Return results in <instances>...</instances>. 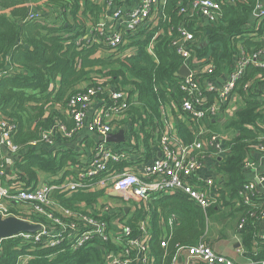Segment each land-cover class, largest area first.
<instances>
[{"label":"trees","instance_id":"16d2710c","mask_svg":"<svg viewBox=\"0 0 264 264\" xmlns=\"http://www.w3.org/2000/svg\"><path fill=\"white\" fill-rule=\"evenodd\" d=\"M132 1L116 0L124 6ZM182 1L190 0H167L163 16L154 30L141 29L128 38L127 46H136V54L122 60L114 58L110 47L102 42V38H97L99 35L93 33L92 39H97L94 42L84 38L90 25L95 27L101 20L102 4L95 0H46L32 17H29L26 0H0V110L17 125L15 142L27 147L59 122L73 128L74 119L63 112L71 97L91 86H102L126 90L133 102L122 113L119 122L128 137L124 146L130 147L137 158L111 162L110 167L137 165L155 157L159 139L166 128L163 108L172 100L180 106L184 96L182 78L176 73L185 60L172 45L178 25L184 23L196 33L199 41L196 55L214 63L213 74L208 76L211 80L231 73L242 55L264 51V18L257 21L252 17L254 0L226 1L222 6V17L212 23L189 21L180 13ZM161 30L163 33L156 36ZM155 36L154 54H150L148 46ZM100 50L105 57L96 56ZM263 87L264 67L249 64L233 90V94L244 102L228 124L236 135L227 142L228 154L219 164V170L228 176L227 191L222 190L221 200L235 212H240V218H246L247 223L238 234L246 255L253 260L264 259V236L259 235L258 220L259 212L264 208V194L254 196L253 202L245 205L240 191L249 182L245 171L247 162L252 149L260 147L264 132ZM100 96L107 97L106 94ZM187 117L194 122L192 117ZM176 127L185 143L194 142L195 135L185 121L178 120ZM212 127L215 128V124ZM80 156L71 148L28 147L20 158H16L9 176L26 187L37 186L41 175L46 178L57 176L50 184H61L72 173L67 167L77 165ZM105 197L104 191L81 190L68 194L55 190L51 200L60 208L73 209L85 204V210L94 208ZM146 206L138 208L127 221L133 234L139 232L138 223L148 212ZM218 209H221L219 205L204 209L181 194L155 198L150 205L151 236L148 242L153 264H173L183 250L199 240L209 244L208 216L217 214ZM158 211L166 222L175 217L169 224L165 240L158 225ZM55 213L61 217L60 213ZM30 215V219L48 222L45 217ZM28 255L30 257L22 264H105L100 243L72 248L64 240L48 246L44 239L35 241L17 236L0 244V264H17L21 257Z\"/></svg>","mask_w":264,"mask_h":264},{"label":"built area","instance_id":"2783aa9c","mask_svg":"<svg viewBox=\"0 0 264 264\" xmlns=\"http://www.w3.org/2000/svg\"><path fill=\"white\" fill-rule=\"evenodd\" d=\"M45 1L27 0L25 4L30 9L29 17H32ZM100 1H103L102 19L91 29L92 37L87 35L85 39L87 42H94L97 39H92L93 33L94 36L99 35L96 37L102 38V42L110 47L114 58L117 56L116 58L125 60L126 57L135 55L137 50L136 46H127L130 43L128 38L138 34L141 29L154 30L163 16V6L167 0H133L128 6L117 4L116 0ZM226 1L234 3L246 0H190L187 3L182 1L180 13L186 15L189 21L204 20L212 23L222 17V6ZM254 1L252 17L261 21L264 18V0ZM160 33H163V30L157 32L156 36ZM156 36L148 46L150 54H154ZM198 44L196 33L187 25L182 23L177 26V36L172 45L183 56V64L191 70L181 81L184 96L181 105H177L182 115H189L196 122L220 115L221 106L227 104L234 95L233 90L249 64L264 67L263 50L242 55L219 89L213 85L214 80L208 78L213 74L214 63L206 62L195 53ZM125 45L127 48H122ZM207 88L216 91V103L209 104ZM101 94H106L107 97L100 96ZM95 102L101 103V108L87 123V114ZM131 103L133 104L130 102V94L126 90L91 86L73 95L68 103L66 111L74 119L73 128L69 129L59 122L44 131L40 139L31 141L27 147L15 142L14 132L17 125L7 119L0 110V214L4 217L15 215L42 226L37 233H19L17 236L34 238L35 241L44 239L45 245L48 246H55L64 240L72 248L86 243H100L105 264H153L152 255L148 250L151 211L149 210L147 218L138 223L139 232L133 234L132 226L123 220V209L131 203L151 204L157 197L172 194L185 195L204 209L221 205L222 188H219L213 179L201 173L210 147L214 154L221 157L225 158L228 154L229 147L216 131L210 132L209 144L199 137L187 144L178 132L166 126L159 139L157 153L151 161L137 167H110L111 162L132 160L134 155L130 152V147L124 144H119L122 146L118 147L115 143L106 141L107 135L124 129L120 126L119 119ZM85 125L89 132L100 140L91 158L74 166L69 180L61 184L43 183L36 187H26L10 178L11 166L25 149L51 144L57 135L72 138ZM260 141V148L264 152V139L260 138ZM3 147L7 148L13 158L10 169L9 158ZM55 190L65 193L81 190L104 191L105 196L119 201L117 207L121 212L119 215L114 214L115 207L108 200L105 201L106 197L94 208L84 210L85 205L73 209L60 208L51 200ZM257 194L254 182H247L240 191L245 205L251 204ZM55 212L60 213L61 217ZM30 214L45 217L48 222L30 219ZM174 220V216L170 217L167 223L172 224ZM258 220H264V208L259 212ZM246 223V218L241 217L237 224L238 230L242 231ZM166 237L164 236L163 240ZM162 245H165V241ZM182 252H187L188 264H237L234 259L219 253L204 240H199ZM29 257H21L17 264L26 262ZM177 260L178 256L173 264H176ZM253 264H264V259L253 260Z\"/></svg>","mask_w":264,"mask_h":264},{"label":"crops","instance_id":"0c3cea01","mask_svg":"<svg viewBox=\"0 0 264 264\" xmlns=\"http://www.w3.org/2000/svg\"><path fill=\"white\" fill-rule=\"evenodd\" d=\"M95 1L99 2L100 4H102V2H103L100 0H95ZM44 3L45 2H43L42 4L44 5ZM42 6H40V7H42ZM38 9L39 8H37V10ZM102 9H103V5H102ZM92 28H93V26L90 25V27L88 28V31L85 34L84 38L87 35L90 38L92 37V33H91ZM102 53H103L102 51H99V52H97L96 56H101ZM228 76H229V73L228 74H221V75L215 77L213 79L214 81L212 82L213 85L219 89L222 88V85L228 79ZM263 89H264V87H263ZM206 91H207L208 98H209V104L216 103V95H217L216 91L210 90L208 88L206 89ZM243 106H244L243 100L237 94H234L231 97V99H229L227 104H224L221 106V113H220V115H218V117H215V118L210 117L204 121L192 122L188 117L182 115V112H181L179 106L177 105V103L175 101L172 100V101H170V103H168L163 108V116L165 117L166 126L168 128H173L175 132H177L176 126H177L178 120H183L190 126V129L192 130V132L195 135V139L197 137L202 138L206 141V144H209L208 138H209L210 132L216 131L219 134L220 139L223 140L225 145H227V142H229L230 139H232L236 135V132L234 131V129L229 128L228 124L231 120H233V118L236 115V112ZM100 108H101V103H99V102L93 103V105L91 106V108L87 114V117H86L87 123L93 119L94 115L99 112ZM63 112L69 116L66 109H63ZM213 124H215V128L212 127ZM262 126L264 128V124ZM126 136H127V133H126ZM260 138L264 139V132L261 134ZM99 140L100 139L96 135L91 134L89 132L87 126L85 125L82 129H80L75 134L74 137L66 138L64 136L57 135V136H55V140L53 143L47 144V145H42V147H44L45 149H51V148L55 149V148H59V147L74 149L81 154V156L79 158L80 162H86V160L90 159L91 156L93 155L94 150H95L96 145H97ZM127 140H128V137H127ZM125 143H121V144H125ZM116 145H118V144H116ZM7 157L10 158V156H7ZM134 158H137L136 155H133L132 160ZM151 160H149V161H151ZM222 160H224V157H221L217 154H214L213 149L210 147L208 155H207L206 160L204 162V167L201 171L203 176L213 179L215 181V183L217 184V186L219 188H222L221 189V196H222V190L223 189L227 191L226 184H227V180H228V176L219 170V164L221 163ZM149 161H145V162H149ZM145 162H142V163L137 164V165H131V167H135V166L137 167L138 165H141ZM74 166L75 165H70L67 167V169H69L70 172H72L71 175L73 174ZM245 171H246V174L249 178V182L256 183V189L258 191L257 195L264 194V152L260 147L252 149L251 156L249 157ZM62 174H63V172H61L60 176ZM70 177H71L70 175L66 176L64 182L69 180ZM42 178L45 180L43 181ZM57 178H58L57 176L51 177V178H46L44 175H41L40 181L37 185L43 184V183H50V181H54ZM257 179L259 181H257ZM71 193L72 192H69L68 194H71ZM151 204H152V202H151ZM151 204L147 203L148 206H146L145 203H131L128 207H126L124 209V213L122 214V216L124 218L123 220H125L127 222L128 220H130L134 216V213L136 212V210L138 208L146 206L148 212H147L146 216L141 219V220H144L145 218H147ZM84 205L85 204H81V206H84ZM220 208L221 209H218L220 211H218L217 214H219L221 212V210L228 209L229 214L235 216L234 225L232 227V230L234 232H233V236L230 237V239L232 240L231 245H233V248H235V252L226 251L227 248H225V244L223 243V241L225 240V234L221 233L223 235H220V234L214 235V233H211V228L209 229L208 235H207V239L209 240V244L219 253H222V254L227 255V256L231 257L232 259H234L237 262V264H253V259H251L250 257H248L246 255V251H244L242 239H241L240 235L238 234L239 230L237 227V222L240 218L241 213L237 212V211L235 212L234 209L232 208V206H230V205L226 206L224 200H221ZM126 209H127V211H126ZM151 217H152V210H151ZM158 218H159L158 225L160 226L161 230L163 231V235L168 236L169 224L165 221L164 216H162L159 211H158ZM162 220H164V222H162ZM150 223H151V221H150ZM259 229H260L259 235L264 236V220L259 221ZM233 253L235 254L236 257L233 255ZM176 264H188L187 252H182L178 256V260H177Z\"/></svg>","mask_w":264,"mask_h":264},{"label":"water","instance_id":"95a60500","mask_svg":"<svg viewBox=\"0 0 264 264\" xmlns=\"http://www.w3.org/2000/svg\"><path fill=\"white\" fill-rule=\"evenodd\" d=\"M190 73H191L190 68L186 64H183L179 72L176 73V75L184 79ZM106 141L110 143H116L118 145L121 143H125L127 141L126 130L120 129L116 133H110L109 135L106 136ZM3 151L7 156H10V153L7 150V148L3 147ZM12 162H13V158L10 157L8 159L9 169ZM257 181L259 180L257 179ZM41 229L42 226L40 224L33 223L29 220L22 219L15 215L4 217L2 214H0V244L3 240L15 237L19 233L34 234L40 231Z\"/></svg>","mask_w":264,"mask_h":264},{"label":"rangeland","instance_id":"374dc122","mask_svg":"<svg viewBox=\"0 0 264 264\" xmlns=\"http://www.w3.org/2000/svg\"><path fill=\"white\" fill-rule=\"evenodd\" d=\"M103 11V9H102ZM101 19H102V12H101ZM102 55L105 57L106 55L102 53ZM117 56H115L116 58ZM43 179V178H42ZM45 179H43L44 181ZM42 181V180H41ZM111 202L114 208V214L116 215L120 214V210L118 209L117 205L119 204V201L116 199L110 198L109 196H106L105 201ZM235 216L229 214L228 209L221 210L219 214H210L208 216V231L211 228V233H214V235H223L221 233L225 234V240L223 243L225 244V248H227L226 251H233L235 252V248H233L232 240L230 237L233 236V230L232 227L234 225ZM235 256V254L233 253ZM236 257V256H235Z\"/></svg>","mask_w":264,"mask_h":264}]
</instances>
